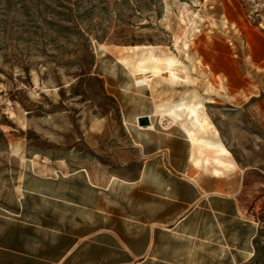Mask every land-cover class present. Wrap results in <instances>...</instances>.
<instances>
[{
    "label": "rangeland",
    "instance_id": "rangeland-1",
    "mask_svg": "<svg viewBox=\"0 0 264 264\" xmlns=\"http://www.w3.org/2000/svg\"><path fill=\"white\" fill-rule=\"evenodd\" d=\"M148 53L182 80L137 85ZM195 95L230 152L218 176L264 172V0H0V207L27 169L128 170L127 116L186 135L156 104ZM212 154L197 172L213 174Z\"/></svg>",
    "mask_w": 264,
    "mask_h": 264
},
{
    "label": "crops",
    "instance_id": "crops-1",
    "mask_svg": "<svg viewBox=\"0 0 264 264\" xmlns=\"http://www.w3.org/2000/svg\"><path fill=\"white\" fill-rule=\"evenodd\" d=\"M142 116L151 115L127 116L126 171L22 173L15 202L0 207V264H249L262 257L264 172H197L187 135L151 119L152 127L140 126Z\"/></svg>",
    "mask_w": 264,
    "mask_h": 264
},
{
    "label": "bare ground",
    "instance_id": "bare-ground-1",
    "mask_svg": "<svg viewBox=\"0 0 264 264\" xmlns=\"http://www.w3.org/2000/svg\"><path fill=\"white\" fill-rule=\"evenodd\" d=\"M184 45L185 47L187 46L186 43H184ZM177 63L178 61L175 60V58L161 59L152 53H148L147 55L145 54L141 59L140 64L137 66L138 71L142 75L141 77L135 79V83L137 85H146L153 88H155L157 84H160L162 80L167 81L170 84H177L182 80L177 72ZM183 63L185 62L183 61ZM163 69L168 73V76H166L167 78H163L161 75L163 73ZM154 78L159 79L156 82L157 84L155 86H152L151 83ZM184 81L187 83L190 82L189 79H185ZM197 98L198 96L195 95L191 103L180 101L178 103L170 104V102H167L166 100V103L164 104H156V113H159L161 116H169L173 121H180L182 129L186 133L192 145L191 156L195 167H198L200 165L201 159L203 160V165H208L209 158H202V151L206 150L215 154H212L214 155L212 161L215 165V167L212 169V172L217 176L221 173L219 167L223 169L232 167L231 162L226 160L228 157H230V152L225 147L223 142L219 139L218 132L213 128V124L208 121V118L204 112L203 104L201 103V101H198ZM146 127H152V124H149ZM207 134H211L213 138H207Z\"/></svg>",
    "mask_w": 264,
    "mask_h": 264
},
{
    "label": "water",
    "instance_id": "water-1",
    "mask_svg": "<svg viewBox=\"0 0 264 264\" xmlns=\"http://www.w3.org/2000/svg\"><path fill=\"white\" fill-rule=\"evenodd\" d=\"M140 126H147L150 124V119L147 116H142L137 119Z\"/></svg>",
    "mask_w": 264,
    "mask_h": 264
}]
</instances>
